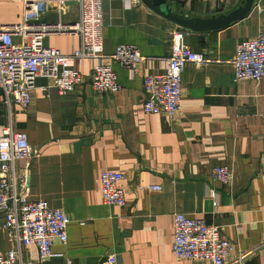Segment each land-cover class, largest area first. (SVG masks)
<instances>
[{
  "label": "crops",
  "instance_id": "0c3cea01",
  "mask_svg": "<svg viewBox=\"0 0 264 264\" xmlns=\"http://www.w3.org/2000/svg\"><path fill=\"white\" fill-rule=\"evenodd\" d=\"M241 0H168L177 15L213 17L226 14ZM22 0H0V19H21ZM103 53L119 44L136 45L143 56L128 70L111 66L120 90L99 93L90 83L92 59L76 69L84 81L61 94L54 87L35 88L26 108L4 103L0 90V123L26 133L39 151L16 163L29 183L30 199H45L70 218L67 242L52 245L54 255L39 260L35 245H25L32 264H99L110 255L114 264H212L178 260L172 251L174 213L204 218L220 225L233 243L240 264H264V77L233 81L231 57L238 41L264 32V0H255L248 15L214 31H190L191 49L204 62H188L182 73L180 112L174 116L145 113L143 77L166 71L171 54L170 30L175 23L141 0H103ZM78 18L68 8L61 20ZM50 5L44 22H56ZM44 44L70 54L80 46L78 35L52 33ZM36 85L48 80L36 79ZM226 166L230 185L217 182L213 169ZM123 174V206L103 201L100 174ZM159 185L160 190H149ZM217 192L218 205L206 195ZM13 247L0 227V253Z\"/></svg>",
  "mask_w": 264,
  "mask_h": 264
},
{
  "label": "built area",
  "instance_id": "2783aa9c",
  "mask_svg": "<svg viewBox=\"0 0 264 264\" xmlns=\"http://www.w3.org/2000/svg\"><path fill=\"white\" fill-rule=\"evenodd\" d=\"M52 6L56 22H44L43 17ZM76 9L78 18L66 23L61 20L68 8ZM103 0H22L21 19L15 23H3L0 19V90L4 103L26 108L35 88H56L66 94L84 81L76 69L83 58L94 61L90 83L99 93L120 90L117 75L111 62L134 71L143 60L138 47L119 44L115 50L103 53ZM52 33L78 35L80 46L70 54L44 44V37ZM172 46L167 58V69L162 74L143 77L145 113L176 116L181 109L182 73L188 62H204L202 53L190 48L187 39L190 30L174 27L170 30ZM230 60L233 81L255 80L264 77V32L240 40L235 45ZM48 80V85L37 86L36 79ZM39 151L32 148L26 133L16 131L11 123H0V227L13 244L0 253V264H32L22 256L25 245H35L39 260L44 262L54 255L55 242H67L70 218L61 208H54L45 199L29 198V183L25 175L18 173L16 163L25 158H36ZM213 178L223 185H230L232 172L226 166H217ZM123 174L116 170H104L100 174L102 199L110 205L123 206L125 192L120 186ZM149 190H160L159 185H148ZM206 195L218 205L217 192L208 188ZM174 240L172 251L176 259L208 260L212 264H240L243 257H233V243L222 234L219 225L210 224L204 218H194L174 213ZM264 246V241L262 243ZM110 255L99 264H114ZM67 264H72L71 260Z\"/></svg>",
  "mask_w": 264,
  "mask_h": 264
},
{
  "label": "water",
  "instance_id": "95a60500",
  "mask_svg": "<svg viewBox=\"0 0 264 264\" xmlns=\"http://www.w3.org/2000/svg\"><path fill=\"white\" fill-rule=\"evenodd\" d=\"M149 9L160 16H164L179 27L190 31H214L225 28L248 15L255 0H241L240 3L226 14L214 15L213 17H184L177 15L175 3L168 0H141Z\"/></svg>",
  "mask_w": 264,
  "mask_h": 264
}]
</instances>
